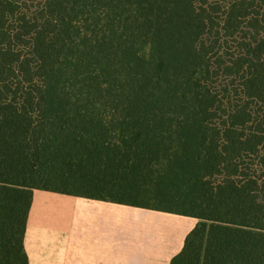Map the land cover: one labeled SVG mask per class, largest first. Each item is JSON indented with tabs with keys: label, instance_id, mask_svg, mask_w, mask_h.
I'll use <instances>...</instances> for the list:
<instances>
[{
	"label": "trees",
	"instance_id": "1",
	"mask_svg": "<svg viewBox=\"0 0 264 264\" xmlns=\"http://www.w3.org/2000/svg\"><path fill=\"white\" fill-rule=\"evenodd\" d=\"M34 190L197 218L170 264H264V0H0V196Z\"/></svg>",
	"mask_w": 264,
	"mask_h": 264
},
{
	"label": "crops",
	"instance_id": "2",
	"mask_svg": "<svg viewBox=\"0 0 264 264\" xmlns=\"http://www.w3.org/2000/svg\"><path fill=\"white\" fill-rule=\"evenodd\" d=\"M9 201L15 199L0 196V253L22 254L28 264H170L198 223L175 213L34 190L20 251L12 252Z\"/></svg>",
	"mask_w": 264,
	"mask_h": 264
},
{
	"label": "rangeland",
	"instance_id": "3",
	"mask_svg": "<svg viewBox=\"0 0 264 264\" xmlns=\"http://www.w3.org/2000/svg\"><path fill=\"white\" fill-rule=\"evenodd\" d=\"M151 205H156L155 201L148 200ZM30 205V201L25 200H15L9 201L8 204V215H7V225H8V250L14 252L20 251V244H22L23 238V230H24V223L26 218V213L28 206ZM15 212H17L15 214ZM13 213V214H12ZM3 216L2 214L0 217ZM1 221L3 222L4 219ZM3 232V231H2ZM4 264V263H0Z\"/></svg>",
	"mask_w": 264,
	"mask_h": 264
}]
</instances>
